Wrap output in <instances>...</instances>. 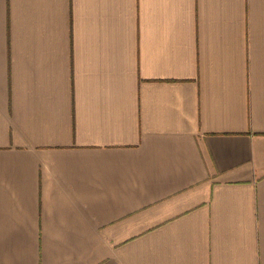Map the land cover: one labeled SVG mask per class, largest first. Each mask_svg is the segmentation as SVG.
<instances>
[{
    "label": "crops",
    "instance_id": "1",
    "mask_svg": "<svg viewBox=\"0 0 264 264\" xmlns=\"http://www.w3.org/2000/svg\"><path fill=\"white\" fill-rule=\"evenodd\" d=\"M0 264H264V0H0Z\"/></svg>",
    "mask_w": 264,
    "mask_h": 264
}]
</instances>
